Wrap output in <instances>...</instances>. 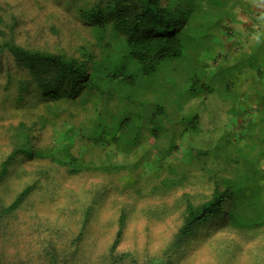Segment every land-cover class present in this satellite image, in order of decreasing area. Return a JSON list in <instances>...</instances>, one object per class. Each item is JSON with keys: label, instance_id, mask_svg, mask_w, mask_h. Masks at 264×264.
<instances>
[{"label": "trees", "instance_id": "trees-1", "mask_svg": "<svg viewBox=\"0 0 264 264\" xmlns=\"http://www.w3.org/2000/svg\"><path fill=\"white\" fill-rule=\"evenodd\" d=\"M33 1L45 12L51 8L62 11L61 4L67 12L62 11L64 17L56 19L51 13L46 15L52 44L35 45L16 40L19 15L11 13L13 5L9 0L0 1L2 12L10 19L8 30L1 31L0 39V94L6 112L3 116H32L18 123L11 121L7 127L11 148L0 159V190L12 167L22 160L51 159L67 166L71 173H78L93 169L96 164L93 158H87L88 152L109 153L114 145L125 153L136 148L148 157L157 155L152 163L164 169L159 182L163 189L190 182L194 176L189 167L192 163L211 184L208 199L196 203L187 197L182 224L167 251L169 255L180 252L209 220L226 218L228 224L241 231L264 226V26L259 25V29L254 23L263 18L264 24V0ZM238 6L251 17L253 24L248 28L256 32V38L244 51H216L217 46L226 48L221 32L226 27L231 29L230 23L238 29L242 27ZM0 20L6 21L7 17L0 16ZM192 27L195 33L191 32ZM235 32L241 36L243 31ZM235 44V49L242 45L240 40ZM176 59L183 60L187 78L179 82L166 77L164 87L177 84L178 88L183 83L182 96L197 105L205 103V107L200 113L196 108L184 114L187 117L180 123L167 124L166 117L158 121L156 118L154 125L146 123L144 105L141 107L142 103L135 101L127 88L137 83L136 69L151 75L161 64ZM208 95L228 103L226 111L242 119L241 124L234 131L224 132L221 145L189 154L190 163L170 162V156L180 149V139L187 134L192 139L206 137L216 129L208 122ZM164 113L163 106L158 105L154 117ZM60 122L70 124L69 130L76 132V137H60L55 129L51 143L37 145V125L46 127L48 123ZM149 135L153 143L145 148L143 140ZM113 166L121 168L120 164ZM33 189L34 185L27 184L8 204L0 196V264H18L6 255L4 244L10 237L5 239L2 226L6 227L9 216L18 211ZM127 216V211H122L108 264H122L130 256V252L118 251ZM54 235L57 232L42 241V264L67 262L61 259ZM71 243L76 244V240ZM41 259L37 258L38 263Z\"/></svg>", "mask_w": 264, "mask_h": 264}, {"label": "rangeland", "instance_id": "rangeland-1", "mask_svg": "<svg viewBox=\"0 0 264 264\" xmlns=\"http://www.w3.org/2000/svg\"><path fill=\"white\" fill-rule=\"evenodd\" d=\"M0 1L3 3L8 0ZM9 1L13 5L11 13L19 15L15 29L16 40L35 45H51L48 38L53 37L48 23H45V17L51 13L54 19L63 18L62 11L67 12L65 5L60 3L62 11L51 8L45 12L33 0ZM2 11L0 7V16L4 19L7 17V20H0V39L3 38L1 31H7L10 22L9 15ZM237 13L243 21L240 22L241 29L235 23H230L231 29L226 27L221 32L226 48L217 46L216 51L230 54L238 52L237 50L244 51L255 40L256 32H251L248 28L253 24L251 17L241 6L237 7ZM262 22L263 18H257L254 23L258 28L259 25L263 28ZM233 29L244 33L238 36ZM194 30L196 31L192 27L191 32L195 33ZM54 38L57 39L55 35ZM239 40L242 45L235 49L233 43ZM213 41L216 42L215 39ZM181 61L183 60L176 59L163 63L151 75H143L136 69L137 83L127 90L135 101L142 103L141 107L144 105L147 111L146 123L154 125L156 118L158 121L166 117L167 124H176L181 119H186L184 114L192 113L196 108L200 113L205 107V103L199 102L197 105L191 98L182 96L183 83L178 88H175L177 84L164 87L166 77L171 81L177 79L185 82L188 72ZM174 67H178L175 68L178 75H175L177 71ZM1 101L0 94V159L11 148L7 133L11 121L18 123L20 119L28 120L32 117L29 113L3 116L6 112ZM250 101L257 103L252 99ZM206 103V109L210 112L208 122H212L216 129L206 137L197 136L192 139L187 134L180 139V149L170 156V162L181 160L183 163H190L189 154L207 148L214 149L221 145L225 131L238 129L242 119H236L226 111L228 103L211 95H208ZM158 105L163 106L165 113L154 117ZM176 126L181 127L180 124ZM70 127V124L62 122L57 125L48 123L46 127L38 124L34 133L37 145L51 143L55 129L60 137H70L69 140H72L76 137V132H70ZM145 133L148 134L146 130ZM143 142L145 148L153 143L150 135L148 138L144 137ZM188 144H191L192 149ZM74 149L77 150L78 147ZM98 154L97 151L88 152L87 158H93L96 164L93 169H84L78 173H71L67 166L55 160L42 158L22 160L12 167V173L0 190L2 202L10 203L27 184L34 185V189L18 211L9 216L6 227L2 226L5 239L10 237L4 244L8 259H13L18 264H42L40 256H45L42 241L57 232L52 239L59 247L61 259L67 261L65 264H108V254L118 230V220L125 210L128 214L127 227L118 251L130 252V256L122 264H264V226L241 231L228 224L226 218L205 222L180 252L169 255L167 251L182 224L187 197L196 203L208 199L212 192L211 184L202 178V172L192 163L189 167H192L191 174L194 176L190 177V182L163 189L159 182L164 177V169H158L152 163L157 155L151 153V158L136 148L131 153H125L114 145L109 153ZM137 161L141 162L138 163L139 166H136ZM113 163L117 166L120 164L121 168H114ZM218 167H221L219 162ZM73 240H76V244L71 243ZM29 258L32 260L29 261ZM37 258L41 259L39 263Z\"/></svg>", "mask_w": 264, "mask_h": 264}]
</instances>
